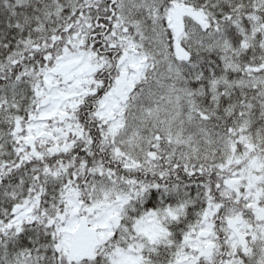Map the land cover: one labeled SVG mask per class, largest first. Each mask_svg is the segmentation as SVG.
Here are the masks:
<instances>
[{"label": "snow or ice", "instance_id": "obj_1", "mask_svg": "<svg viewBox=\"0 0 264 264\" xmlns=\"http://www.w3.org/2000/svg\"><path fill=\"white\" fill-rule=\"evenodd\" d=\"M0 264H264V0H0Z\"/></svg>", "mask_w": 264, "mask_h": 264}]
</instances>
